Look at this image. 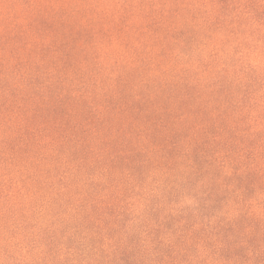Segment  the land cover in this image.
Here are the masks:
<instances>
[{"label":"trees","instance_id":"16d2710c","mask_svg":"<svg viewBox=\"0 0 264 264\" xmlns=\"http://www.w3.org/2000/svg\"><path fill=\"white\" fill-rule=\"evenodd\" d=\"M0 264H264V0H0Z\"/></svg>","mask_w":264,"mask_h":264}]
</instances>
